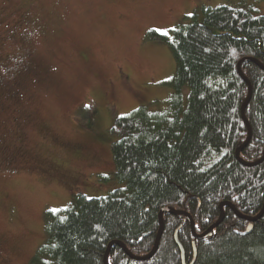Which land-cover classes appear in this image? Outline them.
I'll return each instance as SVG.
<instances>
[{
    "label": "trees",
    "instance_id": "obj_1",
    "mask_svg": "<svg viewBox=\"0 0 264 264\" xmlns=\"http://www.w3.org/2000/svg\"><path fill=\"white\" fill-rule=\"evenodd\" d=\"M253 7L201 6L172 31V42L155 32L152 39L168 43L176 62L174 90L164 110L141 107L116 121L119 139L111 151L118 188L100 198L74 195L59 212L45 213L46 240L32 260L42 264H104L112 242L124 244L135 256H148L160 231L165 208L192 216L197 234L220 219V205L231 203L240 214L257 217L264 207V162L243 166L236 151L248 139L241 109L249 95L238 65L254 59L264 66V16ZM242 72L253 94L246 108L252 139L240 157L255 163L264 153V70L252 61ZM190 94L184 105L183 90ZM109 181V178L107 179ZM158 251L145 262L132 260L115 245L108 264H183L175 241L176 230L186 263L264 264V215L250 232L249 223L229 208L213 235L196 241L190 221L165 214Z\"/></svg>",
    "mask_w": 264,
    "mask_h": 264
},
{
    "label": "rangeland",
    "instance_id": "obj_2",
    "mask_svg": "<svg viewBox=\"0 0 264 264\" xmlns=\"http://www.w3.org/2000/svg\"><path fill=\"white\" fill-rule=\"evenodd\" d=\"M201 6L264 16V0H0V264H32L47 211L118 188L116 121L174 94L171 47L149 34L171 43ZM56 166L72 184L52 179Z\"/></svg>",
    "mask_w": 264,
    "mask_h": 264
},
{
    "label": "water",
    "instance_id": "obj_3",
    "mask_svg": "<svg viewBox=\"0 0 264 264\" xmlns=\"http://www.w3.org/2000/svg\"><path fill=\"white\" fill-rule=\"evenodd\" d=\"M244 61H252V62L256 63L257 65H259L263 70H264V66H262L259 62H257L254 59H245V60L241 61L238 65V73H239L240 77L247 83V85L249 87V95H248V98H247L246 102L244 103V105L241 109L242 119H243V121H244V123L248 129V139L244 143V145H242L239 149H237L236 158L243 166L256 167V166H258L264 162V153H263V157L255 163L244 162L240 157L241 153L243 152V150L245 148L248 147V145L252 139V129H251L250 124L248 123V120L246 118V108L248 107V105L251 101L253 89H252L251 83L248 81V79H246V77L244 76V74L242 72V63ZM225 207H229L237 215V217H239L240 219L246 220L249 223V225L247 227V232H250L252 227H253V223L258 221L264 215V207H263V210L261 211V213L257 217L251 218V217L244 216V215L240 214V212L236 209V207L234 205H232L231 203L224 202L220 205L221 215H220L219 221L217 223H215L213 226H211L205 233L197 234L196 229H195V223L192 219V216L189 213L184 212V211H177V210L170 209V208H165L161 211V213L159 215L160 231H159L158 237L156 239V243L154 245V248L148 256H144V257L135 256L128 250V248L124 244H122L120 242H112V243H110V245L108 246V249L106 251L105 258H104V264H108V258H109L110 250L115 245L121 247L125 251V253L134 261L145 262V261L152 259L154 257V255L156 254V252L158 251L160 241H161V238H162L163 233H164V219L163 218H164V215L167 213L172 214V215H180V216H184L185 218H187L190 221L192 233H193L196 241H202L204 239H207L213 235L214 230L223 222V220H224V208ZM180 230H181V227H179L176 230L174 237H175L176 244L179 247L180 252H181L182 263L187 264L184 248L178 239V234H179ZM197 255H198L197 246L195 243H193V259H192L190 264H194L196 262Z\"/></svg>",
    "mask_w": 264,
    "mask_h": 264
},
{
    "label": "flooded vegetation",
    "instance_id": "obj_4",
    "mask_svg": "<svg viewBox=\"0 0 264 264\" xmlns=\"http://www.w3.org/2000/svg\"><path fill=\"white\" fill-rule=\"evenodd\" d=\"M50 175L52 177V179L57 183V184H61V185H65V186H69L70 184H72L71 179L64 175L59 167H52V169L50 170ZM33 260V258H32ZM31 260V262H32Z\"/></svg>",
    "mask_w": 264,
    "mask_h": 264
}]
</instances>
